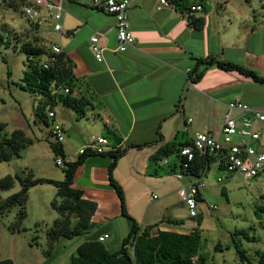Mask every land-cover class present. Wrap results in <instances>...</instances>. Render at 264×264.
<instances>
[{"label": "crops", "instance_id": "obj_1", "mask_svg": "<svg viewBox=\"0 0 264 264\" xmlns=\"http://www.w3.org/2000/svg\"><path fill=\"white\" fill-rule=\"evenodd\" d=\"M50 1L64 5V29L62 34L56 33L48 25L46 30L51 36L47 39L61 45L74 63L73 71L79 84L73 96L82 100L83 113L58 104L55 116L48 120L49 124H44L36 123L33 108L31 122L38 137L46 139L54 122L63 125L66 138L62 144L67 160L73 161L80 157L78 149L93 134L107 137L113 149H123L133 143L156 141L160 128L162 140L144 148L130 147L119 158L114 177L124 189L127 211L142 227L161 223L160 229L190 232L185 224L178 227L170 222L177 220L174 218L178 215L174 211L176 205L186 209L179 192L187 179L178 180L163 160L151 164L150 157L171 141H192L203 127L219 136L226 105L231 100L239 98L264 109V84L237 71L211 66L200 81L189 80L197 59L207 57L236 63L264 75V0H204V11L198 13H189L187 7L181 9L175 4L158 9L159 0H133L129 16L136 42L125 52L115 51L117 33L113 15L94 8L88 0ZM200 18L203 26L197 28L192 21ZM96 33L105 47L102 62L97 61L92 51L90 38ZM257 127L263 134L258 145L264 151V122ZM111 161L108 155H90L75 173L72 186L83 191V198L98 204L92 217L96 226L89 234L76 243L73 241L77 237L66 239L70 243L60 248L56 246L49 255L42 251L36 254L37 260L31 251L14 256L0 246V258H10L14 264H69L79 244L104 234H109L103 241L108 249L117 251L113 249L120 248L131 224L122 215L119 195L109 186ZM233 177L264 185V174L251 180L229 175L227 180ZM63 178L64 174L54 179ZM152 187L163 189L165 198L171 199L167 209L173 218H168L166 223L160 210L149 214ZM260 195L264 197V192ZM201 198L204 199L203 190ZM187 215L190 217L188 211ZM58 216L57 212L52 222H46L45 233ZM10 232L11 235L21 233ZM38 237L37 234L33 244L28 242L30 248L41 245ZM58 241L64 242L63 239Z\"/></svg>", "mask_w": 264, "mask_h": 264}, {"label": "trees", "instance_id": "obj_2", "mask_svg": "<svg viewBox=\"0 0 264 264\" xmlns=\"http://www.w3.org/2000/svg\"><path fill=\"white\" fill-rule=\"evenodd\" d=\"M177 7L186 8V0H170ZM24 4H30L28 0H12L11 6L20 8ZM188 9V8H187ZM31 22V21H30ZM32 23V22H31ZM33 24V23H32ZM192 24L197 28H202L203 19L193 20ZM36 30L39 25L34 24ZM36 34L38 31H35ZM41 41L42 37L37 34ZM2 38H4L1 35ZM39 38H37V41ZM47 38L43 43H24L23 51L26 53V70L21 78L20 87L23 90L35 96L34 117L36 123L49 124L51 118L49 112L54 111L58 104L70 107L79 113H83L81 99L73 96L74 89L79 84V79L74 74V63L62 50L57 55L55 62H50L51 44ZM49 62V67L45 68L44 63ZM211 66H218L228 71H237L238 73L251 78L257 83L264 84V75L253 70L247 69L236 63L221 60L217 57L198 58L195 67L189 73V80L192 83L200 81ZM68 88L69 92H65ZM159 138L156 141L130 144L123 149H112L106 153H95L86 150L76 160H67L62 143L55 142L51 133L47 137L51 148L56 156L64 159L63 168L64 178L62 180L48 177H32L21 176L19 174L6 175L0 180V189L6 190L11 188L18 180L20 189L3 198L0 203V214H5L12 207L19 206L17 212L18 220L26 217V204L29 199L30 187L38 184H53L57 188L56 195L51 202V206L56 210L59 216L54 220L53 225L47 231L49 244L53 245L58 240L72 239L78 236H84L91 232L96 226L92 221V217L97 209V202L83 198V191L72 186L77 168L83 164L85 159L90 155H108L112 161L109 165V186L119 195L122 202V215L130 221V230L123 238L120 248L117 251L108 249L103 241L98 238H89L83 241L77 247L72 255L69 264H215L209 261L206 255L201 253L202 250V234L200 227H195L189 233L160 229L161 223L146 225L142 227L139 222L129 214L126 207V197L121 184L114 177V170L118 160L122 157L130 147L144 148L162 140L163 135L158 129ZM33 139L26 135L23 129H15L11 134L4 133L0 140V162L9 161L14 156H19L20 152ZM190 142L171 141L160 147L155 154L150 157V163L156 165L158 161L176 155L177 161L166 164L171 170L176 171L182 169L179 164V150L182 146L190 144ZM213 156L197 157L193 162L194 167L187 171L186 174L193 173L198 175L204 169L210 168L214 163ZM202 196V195H200ZM202 199V198H201ZM198 225L202 222V216L198 212ZM194 217V218H196ZM162 222V221H161ZM178 224V220L170 221ZM11 225L9 228L14 232L20 230ZM25 230V228H23ZM243 233L248 241H257L255 236H249L242 231H236L234 234ZM236 252L242 261L248 264H264V249H258L255 252L256 263H253L247 255V250L242 244H234ZM216 249H221V245H217ZM45 253L49 255L50 249ZM0 264H14L10 258L1 259Z\"/></svg>", "mask_w": 264, "mask_h": 264}, {"label": "rangeland", "instance_id": "obj_3", "mask_svg": "<svg viewBox=\"0 0 264 264\" xmlns=\"http://www.w3.org/2000/svg\"><path fill=\"white\" fill-rule=\"evenodd\" d=\"M11 4L12 0H0V140L4 133L9 135L15 129H24L29 136L34 138V141L28 144L19 156H14L9 161L0 162V180L8 174L13 176L19 174L23 177L29 175L62 178L63 168L56 164V156L50 142L47 138L38 137L35 125L31 122L32 104L35 103V96L23 90L19 85L26 70L27 57L23 51L24 43H43L45 38L51 36L46 29H48V25H52L53 21L49 20L39 25L36 30L37 27L21 12L22 6L18 9ZM42 14L46 15L47 10L43 8ZM35 31H38L37 34L42 37V41ZM37 38H39L38 41ZM218 125L217 123L216 126L218 127ZM204 128H201L202 131H206ZM33 131L34 134L36 133L35 135L32 134ZM168 159L170 162L177 161L175 154ZM157 168L162 167L158 166ZM221 173L214 162L203 176L204 199L201 200L198 207L202 216L201 224L198 225L199 217H188L186 209H181L179 205H176L174 211L178 212V215L174 218H177L179 223L175 225L179 227L181 224H185V228H189L190 231L195 227H200L201 253L206 255L212 263L248 264L238 256L234 246L235 242L242 244L247 250L248 257L253 263H256V250L264 249V197L260 195L264 192V185H260L256 181L247 183L237 177L219 182L218 177L221 176ZM20 187V182L17 180L11 188L0 189V203L3 198L17 192ZM55 189L57 188L53 184L48 183L30 187L29 202L26 204L27 214L22 221L17 217L19 206L12 207L3 215L0 214V246L3 248L1 250H8L7 253L14 254V256L16 253L21 256L23 253L31 251L32 257L37 260V255H40L42 251L45 253L46 250L55 249L56 246L60 248L64 243H70L62 238L64 242L58 243V241L50 245L47 232L44 231L46 222H52V216L57 215V211L52 208L50 201L54 199ZM165 197L163 189L152 187L148 204H151L149 214L154 210H160L158 212L166 223L168 218L173 217L167 209L171 199ZM172 200L174 199L172 198ZM209 205H215L216 208L210 209ZM19 222L21 223L15 228L21 229L14 232L21 231V233L11 235L10 231L12 230L9 227ZM5 227H7L6 230H4ZM23 228L26 229L23 230ZM48 230L49 228H47ZM236 231L255 236L258 240L248 241L243 233L234 234ZM37 234L39 235L37 241L41 245L37 247L36 244L35 248H30L28 242L33 244ZM44 235L47 238L46 241ZM80 239L82 236H78L73 243ZM219 244L221 249L217 250L216 246Z\"/></svg>", "mask_w": 264, "mask_h": 264}, {"label": "built area", "instance_id": "obj_4", "mask_svg": "<svg viewBox=\"0 0 264 264\" xmlns=\"http://www.w3.org/2000/svg\"><path fill=\"white\" fill-rule=\"evenodd\" d=\"M30 4H24L21 12L33 24L41 25L52 20V32L63 33V16L65 12L64 5L61 2H51L50 0H28ZM89 5L103 12L109 13L115 18V27L117 33L116 52H125L133 47L136 38L130 30L129 10L133 0H88ZM162 7H168L172 3L170 0H159ZM189 13H198L204 11V0H186ZM43 8L47 14L43 15ZM50 41V39L48 38ZM92 51L97 61L104 60V49L100 44V35L96 33L91 36ZM51 42V41H50ZM62 52L61 45L51 44L50 62L57 60V55ZM49 62L44 63V67H49ZM65 92H69L66 88ZM52 118L55 112H49ZM191 118L188 122H191ZM264 122V109L251 106L239 98L231 100L226 105V112L223 118V125L220 135H215L212 131H198L195 133L190 144L182 146L179 150V164L182 169L174 171L173 174L178 180L187 179L181 186L180 197L188 211L190 217L198 215V207L201 202L202 189L205 186L203 176L208 169L198 175L187 173L193 169L194 161L197 157L213 156L214 161L222 168L223 173L218 177L219 182L227 180L229 175H236L246 180L259 179L264 174V151L259 148L258 143L262 138V131L258 129L257 124ZM50 133L55 142L62 143L66 138V130L63 125L54 122L51 125ZM95 153H106L113 149L110 141L103 135L93 134L88 142L78 149V154H83L86 150ZM64 159L58 157L57 165H63ZM169 163V159H163V164ZM210 209H215V205H209ZM109 234H104L98 239L105 241Z\"/></svg>", "mask_w": 264, "mask_h": 264}]
</instances>
